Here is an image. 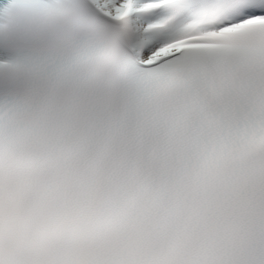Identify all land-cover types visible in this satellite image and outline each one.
Masks as SVG:
<instances>
[{
  "label": "snow or ice",
  "instance_id": "1",
  "mask_svg": "<svg viewBox=\"0 0 264 264\" xmlns=\"http://www.w3.org/2000/svg\"><path fill=\"white\" fill-rule=\"evenodd\" d=\"M0 264H264V0H0Z\"/></svg>",
  "mask_w": 264,
  "mask_h": 264
}]
</instances>
